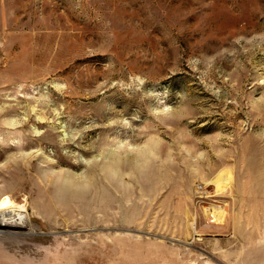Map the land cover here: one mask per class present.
<instances>
[{
	"label": "rangeland",
	"instance_id": "obj_1",
	"mask_svg": "<svg viewBox=\"0 0 264 264\" xmlns=\"http://www.w3.org/2000/svg\"><path fill=\"white\" fill-rule=\"evenodd\" d=\"M5 194L0 264H264V0H0Z\"/></svg>",
	"mask_w": 264,
	"mask_h": 264
},
{
	"label": "bare ground",
	"instance_id": "obj_2",
	"mask_svg": "<svg viewBox=\"0 0 264 264\" xmlns=\"http://www.w3.org/2000/svg\"><path fill=\"white\" fill-rule=\"evenodd\" d=\"M0 205V239L25 235L24 230L31 228V216L27 206L19 204L9 194L0 197Z\"/></svg>",
	"mask_w": 264,
	"mask_h": 264
},
{
	"label": "built area",
	"instance_id": "obj_3",
	"mask_svg": "<svg viewBox=\"0 0 264 264\" xmlns=\"http://www.w3.org/2000/svg\"><path fill=\"white\" fill-rule=\"evenodd\" d=\"M199 190L202 188V186H198ZM219 209L214 208V209H210L209 211V217L211 220H216L219 218Z\"/></svg>",
	"mask_w": 264,
	"mask_h": 264
},
{
	"label": "snow or ice",
	"instance_id": "obj_4",
	"mask_svg": "<svg viewBox=\"0 0 264 264\" xmlns=\"http://www.w3.org/2000/svg\"><path fill=\"white\" fill-rule=\"evenodd\" d=\"M0 207H2V205H0Z\"/></svg>",
	"mask_w": 264,
	"mask_h": 264
}]
</instances>
